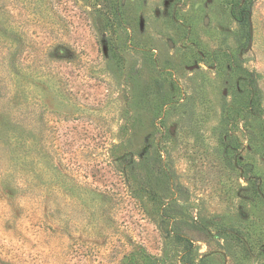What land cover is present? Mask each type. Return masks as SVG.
<instances>
[{"label": "rangeland", "instance_id": "374dc122", "mask_svg": "<svg viewBox=\"0 0 264 264\" xmlns=\"http://www.w3.org/2000/svg\"><path fill=\"white\" fill-rule=\"evenodd\" d=\"M0 264H264V0H0Z\"/></svg>", "mask_w": 264, "mask_h": 264}, {"label": "trees", "instance_id": "16d2710c", "mask_svg": "<svg viewBox=\"0 0 264 264\" xmlns=\"http://www.w3.org/2000/svg\"><path fill=\"white\" fill-rule=\"evenodd\" d=\"M249 13H244L243 12V15L240 13V14H238V19L242 22V24L243 23H245V22H247V19H248V17H249V15H248Z\"/></svg>", "mask_w": 264, "mask_h": 264}]
</instances>
